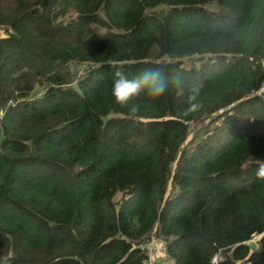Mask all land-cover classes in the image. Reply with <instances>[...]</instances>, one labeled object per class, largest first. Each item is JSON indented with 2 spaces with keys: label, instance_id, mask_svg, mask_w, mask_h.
I'll return each instance as SVG.
<instances>
[{
  "label": "trees",
  "instance_id": "obj_1",
  "mask_svg": "<svg viewBox=\"0 0 264 264\" xmlns=\"http://www.w3.org/2000/svg\"><path fill=\"white\" fill-rule=\"evenodd\" d=\"M263 82L264 0H0V264H264Z\"/></svg>",
  "mask_w": 264,
  "mask_h": 264
},
{
  "label": "clouds",
  "instance_id": "obj_2",
  "mask_svg": "<svg viewBox=\"0 0 264 264\" xmlns=\"http://www.w3.org/2000/svg\"><path fill=\"white\" fill-rule=\"evenodd\" d=\"M110 67L114 70L111 94L114 97L115 103L120 106L128 107L130 105V112L135 113L138 111V105L133 102L142 93L151 99H156L167 90V80L159 70L146 69L142 73H137L129 78V75L126 73L127 65L113 63ZM196 94H198V89L188 98V112H196L201 107L200 104L193 103L196 100ZM255 174L258 178L264 179V164L258 167Z\"/></svg>",
  "mask_w": 264,
  "mask_h": 264
},
{
  "label": "rangeland",
  "instance_id": "obj_3",
  "mask_svg": "<svg viewBox=\"0 0 264 264\" xmlns=\"http://www.w3.org/2000/svg\"><path fill=\"white\" fill-rule=\"evenodd\" d=\"M200 125V123L198 124ZM145 247L147 248L148 259L146 264H151L153 262L161 261L163 259V239L159 238L155 229L152 230L149 235L145 238Z\"/></svg>",
  "mask_w": 264,
  "mask_h": 264
},
{
  "label": "built area",
  "instance_id": "obj_4",
  "mask_svg": "<svg viewBox=\"0 0 264 264\" xmlns=\"http://www.w3.org/2000/svg\"><path fill=\"white\" fill-rule=\"evenodd\" d=\"M261 90L264 91V82H263V85H262ZM163 242H164V241H163ZM163 248H164V247H163ZM163 253H164V255H166V250H165V249H163ZM213 261H215V260H213Z\"/></svg>",
  "mask_w": 264,
  "mask_h": 264
}]
</instances>
